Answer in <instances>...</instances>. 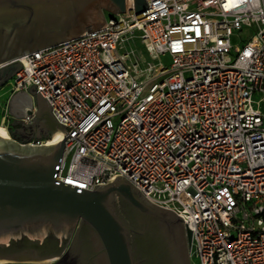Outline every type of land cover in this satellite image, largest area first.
<instances>
[{"label": "built area", "instance_id": "obj_1", "mask_svg": "<svg viewBox=\"0 0 264 264\" xmlns=\"http://www.w3.org/2000/svg\"><path fill=\"white\" fill-rule=\"evenodd\" d=\"M145 1L16 59L10 90L66 125L54 179L122 175L183 219L190 261L264 264V0Z\"/></svg>", "mask_w": 264, "mask_h": 264}, {"label": "water", "instance_id": "obj_2", "mask_svg": "<svg viewBox=\"0 0 264 264\" xmlns=\"http://www.w3.org/2000/svg\"><path fill=\"white\" fill-rule=\"evenodd\" d=\"M145 8L134 0V13ZM124 10L125 0H0V69L14 72L23 55L105 27V12ZM35 87L31 122L13 119L20 128L0 137V260L191 264L183 219L122 175L91 190L54 179L70 135ZM55 131L52 144L29 143Z\"/></svg>", "mask_w": 264, "mask_h": 264}, {"label": "rangeland", "instance_id": "obj_3", "mask_svg": "<svg viewBox=\"0 0 264 264\" xmlns=\"http://www.w3.org/2000/svg\"><path fill=\"white\" fill-rule=\"evenodd\" d=\"M25 95L22 93H14L10 90V83L9 81H5L4 83L0 84V126L5 127L7 130L9 126L12 124L13 119H21L24 118V115L20 110L21 107H15V101L24 97ZM257 98V96H255ZM33 104L31 100V105ZM262 109L264 110V103L261 105ZM19 109V110H18ZM9 133V130H8ZM9 136L10 133H9ZM50 138L47 137L45 139ZM193 264L196 263V259H191ZM12 264H33V263H25V262H11ZM53 262L45 263V264H52ZM44 264V263H43Z\"/></svg>", "mask_w": 264, "mask_h": 264}, {"label": "flooded vegetation", "instance_id": "obj_4", "mask_svg": "<svg viewBox=\"0 0 264 264\" xmlns=\"http://www.w3.org/2000/svg\"><path fill=\"white\" fill-rule=\"evenodd\" d=\"M13 69H14V66H7L3 69H0V84L1 83H4L5 81H9L10 77L12 76V72H13ZM25 95V94H24ZM30 101L28 99V96H24L20 99H17L15 101V107L16 108H19L21 107L20 111L24 114L26 109L30 106ZM19 110V109H18ZM21 124L19 123H12L9 128H11V131H13L14 129L13 128H20ZM9 130V129H8ZM7 130V131H8ZM9 133H10V130H9Z\"/></svg>", "mask_w": 264, "mask_h": 264}, {"label": "bare ground", "instance_id": "obj_5", "mask_svg": "<svg viewBox=\"0 0 264 264\" xmlns=\"http://www.w3.org/2000/svg\"><path fill=\"white\" fill-rule=\"evenodd\" d=\"M27 96V95H26ZM28 99H29V101H30V103H31V98H30V96H28ZM28 111H32V109H31V104H30V106L26 109V111H25V113H24V115H26V116H29V114H31V113H29ZM0 137H4V138H8V137H10L9 136V133H8V131H7V129L5 128V127H3V126H0ZM57 137H58V131H55L51 136H50V138H48L46 141H47V144H52L56 139H57ZM53 260H49V261H47V262H38V261H25V263H33V264H45V263H49V262H52ZM12 261H2V260H0V264H4V263H11ZM14 262H17V261H14ZM20 263V262H19ZM23 263V262H22ZM12 264V263H11Z\"/></svg>", "mask_w": 264, "mask_h": 264}, {"label": "trees", "instance_id": "obj_6", "mask_svg": "<svg viewBox=\"0 0 264 264\" xmlns=\"http://www.w3.org/2000/svg\"><path fill=\"white\" fill-rule=\"evenodd\" d=\"M14 73V72H13Z\"/></svg>", "mask_w": 264, "mask_h": 264}]
</instances>
